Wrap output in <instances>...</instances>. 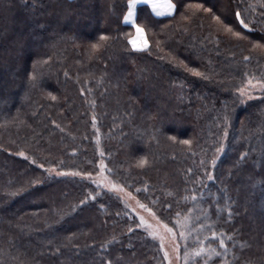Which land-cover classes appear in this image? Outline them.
<instances>
[{
    "label": "trees",
    "instance_id": "trees-1",
    "mask_svg": "<svg viewBox=\"0 0 264 264\" xmlns=\"http://www.w3.org/2000/svg\"><path fill=\"white\" fill-rule=\"evenodd\" d=\"M172 3L137 8L148 43L133 50L127 0H0V264H163L84 179L100 160L163 222L202 212L213 264H264V99L237 91L264 71V0Z\"/></svg>",
    "mask_w": 264,
    "mask_h": 264
},
{
    "label": "rangeland",
    "instance_id": "rangeland-1",
    "mask_svg": "<svg viewBox=\"0 0 264 264\" xmlns=\"http://www.w3.org/2000/svg\"><path fill=\"white\" fill-rule=\"evenodd\" d=\"M251 79L253 80V85H248L246 82L242 86L245 88L247 94L244 97H241L240 92H238V95L243 102L262 98L264 99V89H261L258 85H256V81L264 83V71L259 73L257 77H253ZM99 155L102 156V151L100 150ZM101 164L104 165V163L100 160L98 162V173L95 176H85L84 179L93 182L96 187H100L101 189L112 193L124 203L130 215L136 219L138 227L146 234L150 241H152L157 246L163 264H186L184 255L185 251H188L191 254L193 251H198L201 247L205 249V252L201 256L190 258L187 261V264H213L214 258L218 256L212 254L211 249L217 250V248L208 244V242L211 240H216V238L214 239L207 230L209 227L207 222L203 223V225H205L204 228L199 227V225H201L200 221L206 219L202 212L199 214V211H195L196 208H193L191 213L185 215L190 217V223L187 225L184 223L185 216L177 218L181 220V225L179 226L176 224L177 219L173 223L168 224L163 222L162 219L157 216L158 214L151 209L152 213L155 214L156 218H154L152 214L138 206L137 201L139 200L134 194L131 193V196H129L128 193L130 192L125 188H123V191H120L119 188L113 189L110 187L111 184L115 183L109 179L105 165L103 171L101 170ZM49 175L57 177L65 176L55 172L54 170L49 171ZM98 181H102L103 183H97ZM145 206L146 208H149L147 205ZM141 216H143L148 223L152 224L154 229L159 233L156 238L148 235V230L145 227L139 226V218ZM206 221L208 220L206 219ZM164 224H167L169 228L173 229L175 238H173L172 234L166 231V229L163 227ZM181 232L186 233L185 238H181ZM161 237L163 238V248L161 247ZM205 237H207V239H205ZM165 252L168 253V259H165L164 257ZM220 256L221 255H219V257ZM223 263H225V261L221 264Z\"/></svg>",
    "mask_w": 264,
    "mask_h": 264
},
{
    "label": "snow or ice",
    "instance_id": "snow-or-ice-1",
    "mask_svg": "<svg viewBox=\"0 0 264 264\" xmlns=\"http://www.w3.org/2000/svg\"><path fill=\"white\" fill-rule=\"evenodd\" d=\"M138 3H147L151 6V9L153 11V13H155V15L157 16H162L165 14H169L171 15L174 10H175V4L172 3V0H163V2L161 3L160 0H127V11L123 14V20L125 23H130L131 27L135 30V37L129 38L128 43L132 46L133 49L136 50H141L145 47H147V40L145 39V29L143 26H141L140 24H138L136 22V18H135V6ZM192 7L196 8V9H200L202 8V5L200 4H196L193 5ZM204 11H211L210 9H203ZM214 20H219L220 18L218 16H213ZM236 19L239 20L240 24L243 25L244 28H248V23L245 22V20L242 18V14L241 12L237 11L236 12ZM226 27V31L232 33V35L241 38L242 34L241 32L238 31H234L231 27L225 26ZM101 39H106V37L102 36ZM139 41V42H138ZM97 47V45H93V48ZM245 59H247V57H245ZM193 72H195L196 75H201V73L197 72L195 69L192 70ZM248 85H253V80L249 79L247 81ZM256 85H258L261 89H264V83L260 82V81H256ZM255 86V85H254ZM238 92H240L241 97H244L247 93L245 88H239L237 89ZM52 99H55V97H52ZM227 119V118H226ZM182 143L184 144H190L191 141L189 140H184L182 141ZM224 150V145L221 144L220 148L216 149L217 154H219L221 151ZM19 155L24 156L25 153L24 152H20ZM243 155V154H242ZM139 165H144L145 163H147V161L145 159H141L139 162ZM203 163V161H202ZM210 163L214 166L216 164V157H213V159L210 161ZM101 170L103 171L104 169V165L101 164L100 165ZM54 169H49V171H53ZM83 175L85 176H89V173H84ZM208 180H212L213 176L211 172L206 173ZM97 183H103L102 181H98ZM111 188L113 189H117L119 188L120 191H123V188L121 186H118L116 184H111L110 185ZM129 196H131V193H128ZM203 196V192H200V196L198 197L196 195V193L194 192L192 194L191 199L195 202L199 199H202ZM183 199L187 200L188 197H183ZM84 201H81V204H83ZM137 204L140 208L145 209L146 211H148L150 214L153 215L154 218L155 214L152 213V210L149 208H146V206L142 203H140L139 201H137ZM189 213H191L193 211L192 208L188 209ZM177 217L180 216V213L178 212ZM140 225L141 227H145L148 230V235L152 236L153 238H156L159 233L154 229L153 225L148 223L143 216H141L140 218ZM184 223L185 225H187L188 223H190V217L189 216H185L184 217ZM176 224L179 226L181 225V220L177 219ZM163 227L166 229V231L170 234L173 235V238H175V234L173 233V229L169 228L167 224H164ZM200 228H204L205 225L201 224L199 225ZM129 231H131V229H129ZM212 237L215 239L217 237V233L216 232H212L211 233ZM181 238H185L186 233L185 232H181L180 233ZM205 239H207V237H205ZM161 247L163 248V238L161 237ZM178 247V246H177ZM219 247L221 249L224 250V252H227V247L225 244V239L223 238V236L220 237L219 239ZM205 252V249L203 247H201L198 251H193L191 254L188 251H185V261L187 264V261L192 258V257H198L201 256L203 253ZM211 253L219 256L220 253L216 251V249H211ZM165 259H168V253L165 252L164 254Z\"/></svg>",
    "mask_w": 264,
    "mask_h": 264
},
{
    "label": "crops",
    "instance_id": "crops-1",
    "mask_svg": "<svg viewBox=\"0 0 264 264\" xmlns=\"http://www.w3.org/2000/svg\"><path fill=\"white\" fill-rule=\"evenodd\" d=\"M160 2L162 3L163 0H160ZM139 7H147L148 10L150 11V13L152 14V16H154V17H156V18H161V17H167V16H170L169 14H165V15H162V16H157V15H155V13H153V11H152V9H151V6H150L149 4H147V3H138V4L135 6V18H136L137 8H139ZM171 15H172V14H171ZM123 23H124V25L130 27L131 30H132V33H131V37H130V38L135 37V30L131 27V24H130V23H125L124 20H123ZM145 39H146V38H145ZM138 42H139V41H138ZM130 46H131V45H130ZM131 48H132V46H131ZM132 49H133V48H132ZM143 49H144V48H143ZM143 49H141V50H143ZM133 50H136V49H133Z\"/></svg>",
    "mask_w": 264,
    "mask_h": 264
}]
</instances>
